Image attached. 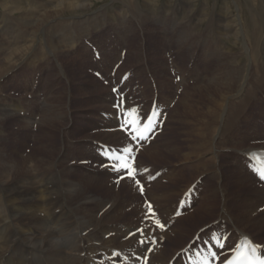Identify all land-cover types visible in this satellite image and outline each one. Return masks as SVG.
I'll use <instances>...</instances> for the list:
<instances>
[{
  "label": "bare ground",
  "instance_id": "bare-ground-1",
  "mask_svg": "<svg viewBox=\"0 0 264 264\" xmlns=\"http://www.w3.org/2000/svg\"><path fill=\"white\" fill-rule=\"evenodd\" d=\"M33 1L37 3L45 4L48 7L43 12H40V11H35L33 9L25 8V7L10 8V7H6V5H3L4 7L2 9L4 10V12H7V15L11 17L9 19L5 18L6 22H12V23L16 22L20 25L24 33L27 32L26 34L30 33L32 35L34 31L41 32L43 27L48 28L46 30L50 31L51 33H53V31L55 30L56 33H59L60 35V37L59 36H55V37H58L59 44L63 46L68 44L67 43L68 29H72V27L75 29H81V28L86 27V30H87L86 34H87L90 30L93 31L96 29L95 27H98V26H95L94 21H86L84 23H80L79 25L78 24L66 25V24H61V23L58 24L59 22L58 19H60V21H63L62 18L66 17V16H63L64 13L69 14L71 12L74 13L80 10L86 11L90 5L89 1L87 0H33ZM15 2L20 3L19 1H15ZM135 8L138 10L137 7ZM225 8L228 9L227 6ZM119 15H121V13H119L118 15H115V17H112L111 19H108V20L110 22H118L116 20V17ZM70 16L72 17L73 15H70ZM124 16L126 17V19L124 17L123 21L118 22L120 26L123 25V30H124V35H125L124 40L120 44L122 47H125V46L128 47V43L125 40V38L127 39V36H128L127 26L130 24L132 20L137 19L142 22L149 21L151 23H154V25L158 27H160L161 25L163 26L165 25L162 19L159 20L157 16H154L153 14H151L149 17H147L140 11L134 12L131 15L124 14ZM79 17H73V18H79ZM202 17L204 16H201V15L198 16L200 23H201ZM180 18L181 16L178 18L176 16H173L172 18H170L171 23H173V26L170 29H172L176 23H180L179 22ZM222 19L225 25L229 23L228 18L226 16L223 15ZM54 21L56 22L55 24H54ZM2 23L4 22L2 21ZM194 23H195V18L191 21L185 19L184 24L181 23L187 29L185 28L183 29L184 33L182 34L180 38V43L185 46V45L193 44L194 42H197L193 45L196 46L197 49H200L201 52H203L209 47V45H206L208 41L204 42L203 44H200L198 37H193L191 35V33H194L197 30H199V29H192V26L194 25ZM241 24H242V21L239 15H236L235 17L231 19V22L228 27L230 30H233V31L229 34V36L225 37V41L228 43V46H227V50L225 52L224 57L220 59L219 61H217L215 69L211 73L210 78L206 79L204 83L202 82L201 84H197L196 86L191 87L194 90V92L197 91L198 94H200V96L203 97L202 99L203 101L204 100L206 101L204 102L206 104L205 108L198 107L201 109L202 117L207 116L208 118L211 116H215V121L212 120L206 130L207 133H209V137L205 136L204 132H203L204 134L200 133L201 138H204V137H207V138L200 140L199 145H197L198 147H193L195 145L190 147V152L185 154V156L183 155V157H185L186 160H191L189 159L191 157L196 158L198 155L197 154L198 150H203L204 147L209 149V156L211 157V160H213V157L216 154V149L212 145V139H214L215 137H217L216 139L218 141L216 148L219 151L221 150L220 153L219 151L217 152V155L224 153V150L226 148H232L233 153L231 152H228V153H230L231 155H235L236 154L235 149L237 150L240 148V147H236L234 149V146L238 144L237 136L240 133V124L236 120H233V119L234 118L236 119V115H239V114L243 115V112L247 109V107H249V102H254L256 100L255 94L253 92L248 91L244 93L246 97L242 95L236 98V102L232 103L230 101L233 98L238 96V94L240 93L239 89L240 88L242 89L244 85L247 84V82L250 80V77H251V74L250 73L248 74V68H251V60L253 58V57L251 58V54H250L251 53L250 47H252V44L250 46V44L246 42L245 40L246 38L244 39V37H247V36H245L244 30ZM154 25L151 24L148 27L156 28ZM112 26L113 28H115L114 24ZM120 26L118 27L119 29L117 30V33H116L118 40H120V37L118 35V32L121 31ZM222 29L224 30V28ZM6 31L7 33H9L8 29H6ZM94 32L97 33L98 31H94ZM131 32L134 33L135 30H131ZM141 34H143L142 31H141ZM2 35L5 36V34H2ZM95 36L97 37V40L95 42L98 43L99 37L96 34ZM139 36H140L139 32H136L134 35L133 42H135L136 38H138L137 40L139 41V38H141V36L140 37ZM149 36L152 38V35H149ZM12 37L15 40L22 38V36L19 33L13 34ZM247 38L250 43H253V39H249V37ZM2 41L3 42L0 43V47L4 48L6 46V43L4 39H2ZM9 41L10 39L8 38V44L10 48H12V50H15V51L12 54H10L8 58L5 59V61L0 62V77H3L5 74L9 72L10 69H12V67L14 68L17 64H19L20 61L18 60L20 59V56H22L23 53H26L27 50L29 49V47H26V45L23 47H19V46L12 47ZM209 41L211 42L212 45H214L217 48V50H220V51L224 50L221 37L212 34V36L209 38ZM46 45H47V48L45 49V52H48V49H49V51L53 55H58L64 52L62 49H60V47L66 48V49H76V47H63L60 45L54 46V42L50 38L48 40V44L46 41ZM236 45H239V49L237 50V52L234 51L235 50L234 47ZM133 48H134V45L130 47L129 49L130 53L128 54V57H126L124 64H126L129 58L131 57V50L133 51ZM139 49H140V53L142 56L143 51L140 48V44H139ZM64 53L67 55L70 54L72 57L76 56V53H66V52ZM48 55H50L49 52H48ZM119 55L120 53H118L117 61L111 66L109 71H111L114 65L119 61ZM216 55H217V51L213 53H208V59H212ZM100 59L101 61H103L104 56L102 55ZM227 59L229 60L237 59V62L235 64H232L230 62L229 65L224 64V62L223 64L221 63L222 60L225 61ZM108 60H111V58H109ZM244 61H247V63H243ZM137 62L139 63V61ZM124 64H123V67H124ZM123 67H122V70H123ZM203 67H205V65ZM136 75L139 78H141L142 82H145L142 69ZM184 81H185L184 77H181V82L179 85L176 86V89H175L177 91L179 88H183V91L179 97L180 99L184 98V96H186L190 90V89L189 90L187 89L186 91H184V89L186 88L184 85L185 83ZM158 85H159V89L163 91L162 89L164 86L161 83V81L158 82ZM236 86H238L237 87L238 91L235 90ZM263 86H264V80H259L257 83V87L262 88ZM55 96L56 95H54L53 98ZM55 99L56 98L50 99V100L47 99V103L43 109V114L41 115V118H40V123L42 126L52 127L54 126V124L60 121L62 117L65 118V113H63V111H57V108H56L57 99L56 100ZM180 99L178 100L180 101ZM239 99H243V100H239ZM179 101L177 102V105ZM237 104H239L240 109L246 104L248 105L244 110H242L239 113L236 108ZM257 105H260V104H257ZM1 109L3 108L0 106V123H1V117L5 115V113ZM16 109L17 107H14V111ZM109 110L110 108L108 109V111ZM175 112H176V109L175 107H173L172 111L169 114V120L170 118H172V115ZM11 116H14V114H12ZM7 117L8 116L6 114L5 118ZM198 119L199 118H196L195 121L200 122V119L199 120ZM203 121H205V119ZM255 130H256V127L252 128V131H255ZM3 135L4 134L0 132V141L3 140L2 139ZM161 135L162 134H160V136ZM101 136L102 138L105 139L106 142H113L115 141V137L117 136V134H107V133L102 132ZM186 136H187V133H186ZM27 137L29 136L27 135ZM185 141L188 142V140H185ZM259 141H264V132L262 133V139H260ZM156 144L157 143L151 144L147 149H144L141 152V154L142 155L146 154L148 157H150V155L162 156V154H160L159 152L160 148H163V150H166V153H168V151L169 153L170 152L178 153L179 151V148L174 144L172 145L169 143H163L160 146H157ZM195 148H198V150L196 151V154H194L195 152L193 151ZM3 149H4L3 147L2 148L0 147V264H86L87 262L86 258H81L80 255L84 254L86 257L88 254H93L97 251V249L94 248L90 244L92 242H100L102 248L113 247V246L125 247L126 245H128V243L119 244V242L114 239L103 241V236L109 233H115V236L121 235L122 237H124L125 234H122L121 231L116 228L105 232L106 229L108 230V225L104 226L101 223H96L97 214L100 211H103L107 204L103 205L105 201L102 203V205L95 204L92 200L93 196L87 197L83 194L84 191L82 190L83 189L82 186L89 185L92 179L95 178L94 176H91L90 173H86V175L90 178H88L84 173H81V175L85 176V179L83 180L79 175V177H77L78 182L68 180L69 178L67 177L66 174H68L69 176L70 174L72 176L73 175L78 176L77 171H76L78 168L76 169V168L67 167L68 162H70L71 160H74L72 159L71 153L69 156L64 157L60 161H55V162L50 161L49 162L50 159H45V160L36 159V158H33L32 155L25 156L24 158L22 155L19 157L17 155L16 149L11 150L10 152H4ZM258 149L264 150V147L248 146L247 148H243V150L240 151V153L244 155V154H247L248 152L258 150ZM47 150H50V149H47ZM16 157H19V162H15ZM62 157L63 156H61L60 158ZM85 160L87 159H82V160L80 159L78 160V162L79 161L83 162ZM217 161L218 159L216 160V162ZM232 162L237 164L236 161H232ZM58 164H63V172L66 174L58 172L53 175L52 179H50V177H48V175L50 174L47 170H46V173H38L42 168L50 169L51 166H52V171H53L54 165H58ZM204 166H205V162L203 166L200 165V169H203ZM212 166H214V164H212ZM237 168H238V173H237L238 177H243L247 185L256 187L255 179L245 170V168L242 166L241 163H238ZM215 174L217 175V173ZM100 178L102 179L101 176ZM51 181H54L60 185L61 183H65V187L60 186L59 188L54 189L52 186L49 185ZM91 187L92 186H89L88 188H91ZM125 187L123 186V184L120 187V191L122 193L125 190ZM75 190H77L76 191L77 195H76V198L72 201L73 203L83 202L84 199L85 201L91 202V205L89 203H84L82 207L80 208V210L83 213V218L87 219V221L84 222L83 229L81 231L90 230L94 225V227L92 228V232L88 233V235L85 238L81 237V235L76 236L73 232L72 224L64 223L62 220L59 219V217H56L54 215V211L56 210L54 208L58 205L65 206V203L67 200L66 194L67 193L73 194L70 191H75ZM113 190L112 189L104 190L105 194H109V191L115 194V196H113L112 204L117 202V200L119 199L118 196L120 194V192L113 191ZM258 190H261V189H258ZM249 194L250 195H249L248 202L245 201L244 203V202L237 201V204L241 206L237 208L236 213L242 214L243 218H246L248 220V223H253L252 221H254V223L256 224L258 223L257 221L258 216L264 213V212L259 213L256 211L257 209L263 206L262 204H259L260 201L258 199L259 197H262V195L259 194L257 196H253L251 195V193ZM28 195L30 196L28 197ZM54 195L56 198L52 200L51 197ZM203 195L204 196L202 200L200 201L201 204L199 207V209L202 212L201 213L202 215L208 214L210 212L209 203L211 201V198L213 199L214 197L216 198L218 197L217 188L214 187V189H212L208 195L206 194H203ZM36 196H39V202L29 203V207H28L25 202L36 199L35 198ZM150 196L151 194L149 193V197ZM159 198L161 199L160 203H157L153 198L152 199L156 203L158 208L160 209L161 215H164L165 210L162 208L161 204L165 200V198H169V197L168 196L165 197L161 195L159 196ZM220 201L222 205L224 202L222 200ZM256 205H259V206L252 209ZM90 208H96V209L91 211ZM199 209L198 210L195 209V211L191 213L190 215H188L186 218L192 221V219L195 218L194 217L195 212L200 211ZM226 211L227 213L230 212L228 211V209H226ZM37 212H40L39 215H43V216H40L38 218ZM58 213H60L59 210H58ZM223 216H225L224 213L221 214L220 219H222ZM102 217L99 220H101ZM227 217L230 223L232 224V226L235 229H237L233 231L232 237L243 236L245 231H243V229L239 227L240 221L233 219L229 214H227ZM183 218L185 219V217ZM20 223L24 224L23 227L19 226ZM244 224L248 226L247 222H244ZM27 225H30L31 228L25 230ZM128 229H130V227H128ZM182 229L183 227L180 225L179 233L178 235H176L177 241L180 240L182 236H184L182 235L183 233ZM101 233H102L101 239H98V235ZM165 238L167 239V235H165ZM164 251L165 250L161 251L158 255L154 256L152 258V262L166 264L167 259L164 257ZM175 251L176 250H174V252Z\"/></svg>",
  "mask_w": 264,
  "mask_h": 264
},
{
  "label": "rangeland",
  "instance_id": "rangeland-1",
  "mask_svg": "<svg viewBox=\"0 0 264 264\" xmlns=\"http://www.w3.org/2000/svg\"><path fill=\"white\" fill-rule=\"evenodd\" d=\"M9 1H11V0H0V12L2 11V13L7 14V12H4V10L2 9L4 7L3 5H6V7H10V8L25 7V8L33 9L35 11H40V12H43L48 7L45 4H41V3H37V2H35V5H33V6H28L27 4H25L26 2L24 3V1L22 2L23 5L15 2V1L10 2L8 4ZM31 1H33V0H31ZM87 1H89V4H90L89 8L87 9L88 11L87 10L86 11L80 10V11H77L74 13L71 12L69 14L64 13L63 16H66V17L62 18V19L63 20L64 19L69 20L70 18L79 17L80 15H81L80 16L81 18H84V16L86 14H88L87 16H90L91 14L96 13L98 10H102L103 8L110 6L114 0H94V1L93 0H87ZM164 1L165 0H161V3H163ZM208 1L210 2V0H208ZM219 1H221V0H219ZM120 2L125 3L124 4L125 7H123L121 10H117L116 8H121V6H122L121 4H117L115 6V8H113L114 9L113 14L108 16V19L115 17V15H118L119 13H121V15L123 14L122 17L124 18L125 17L124 14L125 15H131L134 12H137L140 10L143 11L142 13L144 15H146L147 17H149L151 14H153V12L151 10V0H143V4H142V0H140V1L139 0H120ZM183 3H184V5H183ZM138 6H139V8H138ZM180 6H181L180 12L182 13V15L187 16L186 17L187 20L191 21L195 18V23L197 22V23L203 25V27H196L193 25L192 29H199V30H197L194 33H191V35L193 37H198L200 44H203L204 42L208 41L206 43V45H209V47L203 52L213 53V52L217 51V55H216L217 58L215 61H219L220 59H222L224 57L225 52L227 50V46H228V43L225 41V37L229 36V34L233 31V30H230L228 26L231 22V19L233 17H235L236 15H239L241 18V21H242L241 25H242V28L244 30L245 36L249 37V39H253V43H250L248 41V38L244 37V39L246 38L245 40L248 44H250V46L252 44V47H250V49H251L250 54L252 56V54H253L252 50L254 49V47L258 41V37L260 34L261 27L256 26L253 23V21L250 20V15H253L257 19L259 24H261V22H262L263 28H264V0H222L220 11H219V13H217L215 15L210 11L211 6H206L204 3H198V0H183L181 2ZM226 6L228 7V9L225 8ZM135 7H137L138 10ZM115 9H116V11H115ZM192 13H194V14L191 15ZM70 15H73V16L71 17ZM199 15L204 16L201 18V23L198 19ZM223 15L226 16L228 18V21H229V23L226 25L223 23V19H222ZM0 16H1V14H0ZM125 19H126V17H125ZM4 20H5L4 17L0 18V23H2V21H3L4 22L3 24H5V27L0 28V33L5 34V36H6V35H8L6 29L10 30L11 25L13 23L12 22H6V20L5 21ZM58 20L60 21V19H58ZM100 20H101L100 22L102 23L104 19H100ZM55 23L56 22L54 21V24ZM252 23H253V27H252ZM151 24H154V23H151L149 21L142 22V21H139L137 19H134L127 26L128 36H127V39L125 38V40L128 43V49L130 48V45L134 41L135 33L142 31L143 34H142V37L139 38V41L137 40L138 38H136V40H135L136 42H134V44H133L134 45L133 51L131 50V57H130L128 63H126L127 65L125 64L124 67L126 66V70H135L139 66L144 65V67L149 69L151 72L148 75L153 74L154 69H156L160 73V75H159V73H156V71H154V75L156 77L159 76V78H162V76H164L162 79H160V81L163 80V82H161L162 84H164V81H165L164 79L168 77L167 83L169 85H165V86L163 85L164 87L162 89L163 90L162 91L163 92L162 93V96H163L162 100L166 101L167 105H169L170 102H172V101L169 102L168 95H166L167 91H164V89L167 86L174 88V90L176 89V87H174L171 84V79H169L170 76L168 74V71L165 69L166 68L165 67L166 60L164 57V53L168 52L169 50L167 51L166 47L161 46V44H160L161 36L160 35H159L158 39H156L154 37L153 32H156L157 28L148 27ZM183 24L181 25L180 32L178 35L180 38H181L182 34L184 33L183 29L184 28L187 29ZM95 26H97V25L95 24ZM164 26H166V27L162 28V30H164V29L168 30L173 26V23H171V21L169 20V22L165 23ZM160 27H163V25H161ZM44 28L45 27H43L44 31H46V29H48V28H45V29ZM120 28H121V31L118 32V35L120 37L119 42L121 44V42L124 40L125 35H124L123 25H121ZM222 28H224V30ZM131 30H135V32L133 33V32H131ZM86 31H87L86 27L81 28V29H75V28L68 29V34H67V39H68L67 43L68 44L63 46V47H78V49L80 50V53L77 52V49H66V48H62V47H60V49H62L66 53H76L77 56H79L81 54L83 56L84 55L86 56L87 52L84 49H82V47H80L77 43H75L80 38H85L87 36V34H90V33L95 34L94 30L93 31L90 30L87 34H86ZM170 31H171V29L168 30V32H170ZM18 33L22 36L21 39L15 40L12 37L13 34H11V36L9 34V36H8V38L10 39L9 42L11 43L12 47H14V46L23 47L26 45V40H27V35H28V34H26L27 32L24 33L22 28L20 27V31ZM36 33L39 36H42V34H40V31H36ZM106 34L109 35V34H113V33L112 32H107V33L104 32L103 36H106ZM212 34L221 37L224 50H222V51L217 50V48L211 44V42L209 41V38L212 36ZM52 35L54 37L55 36L60 37L59 33H56L55 30L53 31ZM149 35H152V38ZM53 36H51V38ZM103 36H101V37L103 38ZM250 37H252V38H250ZM48 40H49V38H48ZM48 40H47V44H48ZM176 40H177V38H176ZM115 42H116V40H115ZM195 43H197V42H194L193 44H195ZM139 44H140L141 50L143 51L142 55L144 54V57L146 58L145 62L141 61L142 56L140 53ZM262 44H263L262 53L264 56V40H263ZM33 45H36V43L34 42ZM39 49H41V47ZM234 49H235L234 51L237 52V50L239 49V45H236L234 47ZM117 51L118 50H116V52ZM64 52L61 54L52 56V57H57L56 60L59 61V64L62 67V71H63L62 74L65 75V79L57 82L56 85H54L53 83L49 84V86H52V87H50V88H52V91L50 92V94L52 96H49L48 99L49 100L54 99V98L57 99V105H56L57 111H63V113H65V118L62 117L61 120L58 121L56 124H54V126H52V127L42 126L41 123H39L38 124L39 127H38L36 134L34 136L28 135L29 137H27V135L26 136H20L18 133L11 131V129H13V128L8 127L7 124L0 123V129L6 135V142H4V140L0 141V147L4 148L3 149L4 152H10L12 147L14 146L19 151V152L17 151V155L20 157L22 152L26 149V147L29 144H32L33 149L31 151L30 155H32V157L36 158V159H44V160L50 159L49 162L50 161L55 162V161L62 160L64 157L69 156L70 153L72 154V153H78V152H81L82 155H85L88 159L91 155V152L89 151V149H86L85 145H88L89 144L88 142L90 140H99L100 142H104L105 139L104 138H103L104 140L102 139L101 131L98 132V136H97V134L93 135L92 132L97 130V126L100 123V119L98 117V112L103 111V109L100 107H103L104 105H106L105 108L108 110L110 108V105L108 103L104 104V102H102V101L98 102L100 107L97 104L98 99L99 100L104 99L105 95L107 94V91H104L101 88L100 83H99V85L95 84L96 80L91 76L90 72L95 70V72H100V73L104 74L105 76H106V73H104L99 66L91 67V65H90L91 61H90L89 57H87L85 59L73 61L72 59H75L76 56L72 57L70 54L67 55ZM111 53L115 55V49ZM110 54L107 53L105 55H106V57H108ZM102 55L103 54H101V57H102ZM52 57L51 56L48 57V61L51 63L53 61H55V60H52ZM256 57H255V62L258 64L259 60L262 56H260V58H258L259 56H256ZM41 58H46V57H41ZM49 58H51V59H49ZM3 61H5V59L2 60V62ZM23 61L24 60H21L19 62V64L22 63ZM137 61H139V63L141 61L140 65L137 64L138 63ZM176 61L180 66H183V69L186 72H196L197 73V76L192 77L191 81H189L190 88L184 89V91H186L187 89L188 90L190 89L188 94L186 96H184V98H181V99L179 98L180 101L178 100L179 101L178 105L176 103L175 106H173V107H175L176 112L172 115V118H171L172 121L169 122V124H168L170 129L169 128L166 129V131L164 132L163 138H162V140L165 138H168L164 143H169V144H171L170 140H173L174 142L172 143V145L173 144L176 145L179 148V151H178V153H172V152L169 153V151H168V153H166V150H165V153H164V151L162 152L163 148H160L159 152H160V154H162V156L150 155V157H148L145 154L144 156H142V159H143V161L146 159L149 162L156 163L157 165H162V166L177 165V164H180L182 162L183 163L188 162L190 166H187V168L184 170V172H182L180 175L177 176L178 183L176 185H180L182 188H184L191 181H193L200 173H208L209 171H212L211 166L213 164V161L211 160L210 156H209L210 159L208 161H205V166L203 168L204 172H202L203 169H200L199 173L196 172L195 167L193 165L196 163V161H198L200 159V154H201L202 158L204 157L202 154V151H204L206 154L209 155V149L208 148L204 147L203 150H198V148H195L193 151L195 152L194 154H196V151L198 150L197 157L196 156H195L196 158L191 157V158H189L191 160H188V161L183 160V155L185 156V154L190 152V147H192L193 145H195L193 147H198L197 145H199L200 140H203V139L209 137V133H207L206 130H207L209 124L211 123V121L212 120L215 121V116H211L208 118H207V116L202 117L201 109L198 107L205 108L206 104L204 102H206V101L205 100L203 101L202 100L203 97L200 96V94H198L197 91L194 92V90L191 87L202 83V82L198 83L199 76L203 77V78H207V79L210 78L211 73L215 69L216 64L213 61H210L207 63V66L205 64V67H203L204 65H202L201 63H195V64L191 65L188 69V68H186L187 63L189 62L187 58L182 59L181 57H176ZM223 62L226 65H229L230 62L232 64H235L237 62V59H231V60L227 59L225 61L222 60L221 63L223 64ZM243 63H247V61H244ZM196 65H197V67H196ZM122 67H123V65H122ZM121 68L118 71L119 74L123 73L122 72L123 70ZM201 68H202V70H201ZM45 69H49V68L45 67ZM120 71H121V73H120ZM151 76L154 79V76L153 75H151ZM251 76H252V74H251ZM253 77H256V75L253 74ZM261 77L262 78L260 80H264V74L261 75ZM159 78L158 79L155 78L156 80L154 79V81L156 83H158ZM10 79L11 78H9L7 80V82L4 84L5 88L3 89L2 93L5 95H8L10 98H12L14 100H17V98H15L12 95H9V93L10 92L13 94L24 93V91H25L24 84L23 83L11 84L9 81ZM250 80H251V78H250ZM204 82L205 81H203V83ZM247 84L244 85V87L248 88ZM184 85H185V83H184ZM237 87L238 86L235 87L236 91H238ZM243 88L239 89L240 93L238 94L237 97L230 100L232 103L236 102V98L242 96V94L249 91V90H244ZM259 92H262V90H259ZM54 95H56V96L53 98ZM258 96H259L258 100H257L258 103L257 102L256 103L260 104V105H257L254 102H250L249 105H252V106L248 107L247 115L250 113L251 110H253L255 113H257L259 116L264 115V103H262L263 101L261 99L262 98L261 93ZM107 98H108V96H107ZM32 103H33V105H35V102H32ZM111 103H112V101H111ZM63 107H65V108H63ZM246 107H247V105L243 106L241 109L239 108L238 112L240 113ZM257 109H259V110H257ZM32 110L34 112H36L37 107L33 106ZM39 113H40V111H39ZM212 117H214V118H212ZM239 117H240V115H236V119L234 118L233 120H238ZM196 118H199L200 122H196L195 121ZM204 119H205V121H203ZM249 123L250 122L248 120L246 124L249 125ZM203 132L205 133V136H207V137L201 138L200 133H203ZM186 133H187V136H186ZM199 135H200V137H199ZM158 137L160 138V137H162V135L161 136L159 135ZM192 137H193V139H192ZM216 138L217 137L212 139V145L216 149L215 155L217 156L218 149L216 147H217L218 141ZM81 139H82L83 143L85 144L82 151H81L82 146H81V148H77L75 145L76 141L81 140ZM185 140H188V142H186ZM251 141L252 140L249 139V142H251ZM96 142H98V141H96ZM153 143H157V140L153 141L151 144H153ZM252 143L254 145V142H252ZM66 144H67V146H66ZM249 144L251 145V143H249ZM239 147H241V145H239ZM46 148L50 149V150H47ZM71 150H72V152H71ZM242 150H243V148L241 149V151ZM64 153H66V154H64ZM219 153H220V151H219ZM141 155L142 154H140V157H141ZM219 155H220V157L217 161L216 170L219 169L220 163H221V165L224 166V168H222V170L220 171V175L218 177L217 182L223 183V185L225 186V190L227 192H229V195L232 198V200L229 204L230 205L229 209H230V212L232 213L231 217L233 219L240 221L239 227L241 229H243V231H245L246 233L247 232L250 233L256 241H258V242L261 241L260 244L264 243V225H263L264 213L260 214L258 216V220H257L258 223H256V224L252 220L251 221L253 223H248V220L246 218H243L242 214L236 213L237 208L240 207L241 205L240 206L238 204L236 205L237 202H234L233 198L236 201H238L239 199L243 200L242 197L239 198L241 196V194L238 196H235V195H237L238 193H245L246 191L241 189V188H238L237 184H235L231 180H229V178H231V177L235 178L234 176H232V174H234L236 172V170L234 169V167L231 169L229 166L230 164L229 165L226 164V159H224L225 153H222ZM61 156H63V157L60 158ZM19 157L15 158V162H19ZM80 163H82V162H80V161L77 162V164L79 166H80ZM59 167H60V165L58 166V168ZM75 168L77 169L78 166H75ZM78 169L76 170L78 176L77 175L72 176L71 174H70V176L68 175L69 181L78 182L77 177H79V175L83 180L85 179V176L81 175V170H78ZM46 170H48V169L42 168L39 172H46ZM86 173H89V172L86 171ZM103 174L105 175V173H103ZM103 174L102 175L100 174L98 176H101L103 179ZM171 176H172V173L168 174V177H171ZM202 182L204 184L207 182L205 192H204V194H206V195H208L210 193V191L212 189H214V187L216 188V182H210V181L208 182L207 179L204 178V176H203ZM89 186H92V187L88 188ZM252 187L253 186L246 184V188L255 189L253 192H247V193H251V195H253V196H257L259 194L264 196V192L262 190H258L257 188H252ZM82 188L83 189L85 188L84 192H86V194L93 195V197H99L102 199L111 200L113 198V196H115V194L112 193L111 191H109V194L104 193V190L109 189L108 187L102 188L101 186L96 187L93 185H83ZM202 188L204 189V187H202ZM119 189H118V192H120V194H119L118 198L121 196V193H122ZM124 191H129V188L127 190H124ZM162 196H164V195H162ZM165 197H167V196H165ZM130 201L132 203H135V200L133 198H131ZM166 202H167V199L165 198V200L162 203H166ZM219 202H220L219 196L217 198L216 197H214L213 199L211 198V201L209 203L210 212L208 214H203V215L201 214L202 212L199 209L200 204H201V202H199L198 206H196V209L197 210L199 209L200 211L195 212V214H194L195 218H193L192 221L190 219L186 218L185 220H183L184 222L181 224V226L183 227L182 235H184V236H182V238L179 240L180 244H177V245H175V243H173L172 245L170 244L171 248L174 247V250H176V248H179L181 245H184L187 242V240L190 238V236L193 232H195L196 230L212 223L217 217ZM219 205H220L219 206V210H220L221 202ZM262 205H264V204H262ZM226 209H227V206H226ZM190 214L191 213H189L188 215H190ZM242 220L244 222H247L248 226H246ZM126 229H127V227L125 228V230ZM176 232H177V234L179 233V228L177 229ZM116 237L117 236H115L114 238H110V239H114V240L118 241V239ZM176 241H177V239H176ZM113 247H115V246H113Z\"/></svg>",
  "mask_w": 264,
  "mask_h": 264
},
{
  "label": "snow or ice",
  "instance_id": "snow-or-ice-1",
  "mask_svg": "<svg viewBox=\"0 0 264 264\" xmlns=\"http://www.w3.org/2000/svg\"><path fill=\"white\" fill-rule=\"evenodd\" d=\"M113 92H118V89L113 88ZM114 106L118 109L121 117L120 131L125 133L128 144L116 148H103V156L110 163L102 164L101 166L107 168L118 177L115 181L117 184H119L120 180L127 179L134 183L136 188L143 194L144 187L141 180L144 177L136 164V152L142 146V143L148 140L154 132L157 124L155 118L161 114L156 111H145L142 113L140 108L128 106L124 97H121ZM144 171L147 172L148 170L145 169ZM258 175L261 180H264V166L258 170ZM148 178L155 179V177L151 176ZM146 204L147 211L145 216L146 219H151L156 216V212L151 203L146 201ZM154 224L161 230L164 229V225L161 224L159 219H155ZM145 227L147 228L148 225ZM137 231L142 235L144 234V229H137ZM147 242V240L141 241V243ZM151 243H156L155 238H152ZM201 243L211 245L208 252L214 264H264V257L258 255V245L246 243L243 246L236 244L235 247H232L227 244V240L220 241L219 238L211 236L208 241H201ZM148 251L151 252L152 249L149 248ZM114 255H118V253H114ZM203 264H208L207 258H205Z\"/></svg>",
  "mask_w": 264,
  "mask_h": 264
}]
</instances>
